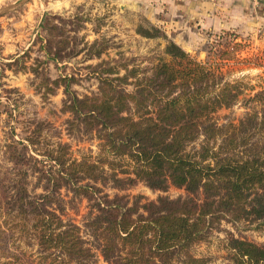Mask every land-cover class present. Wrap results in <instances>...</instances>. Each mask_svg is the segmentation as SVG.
Instances as JSON below:
<instances>
[{"label": "trees", "instance_id": "obj_1", "mask_svg": "<svg viewBox=\"0 0 264 264\" xmlns=\"http://www.w3.org/2000/svg\"><path fill=\"white\" fill-rule=\"evenodd\" d=\"M160 32L136 30L144 38ZM210 51L201 62L169 40L165 57L148 70L109 66L99 76L97 96L72 97L64 86V111L79 121L70 130L94 138L96 157L74 158L68 144L56 142L42 154L46 171L25 172V182L2 196L13 225L4 218L5 229L33 242L40 264H93L96 251L107 264H205L189 249L214 225H264V142L252 140L254 131L264 137V110L259 117L252 110L238 123L217 122L215 115L236 104L242 88L224 80V56L231 52ZM249 101L264 108V89ZM6 148L8 160L27 165L24 154ZM27 177L40 193L28 194ZM138 183L161 192L172 186L185 195L146 200L119 194ZM105 186L116 192L108 194ZM83 200L87 213L79 226L65 216ZM226 247L232 264H264V245L228 236ZM0 264L24 262L12 254Z\"/></svg>", "mask_w": 264, "mask_h": 264}, {"label": "rangeland", "instance_id": "obj_2", "mask_svg": "<svg viewBox=\"0 0 264 264\" xmlns=\"http://www.w3.org/2000/svg\"><path fill=\"white\" fill-rule=\"evenodd\" d=\"M249 1L264 3V0ZM256 6L247 12L253 19L248 17V21L235 23L232 1L224 10L219 9L222 14L219 18L230 22L228 29L200 30L194 22L189 26L191 31L181 38L173 31L169 17L151 23L138 12L126 9L119 0H0V258L16 254L24 264H40L35 244L13 229H5L4 218L9 228L13 225L5 211L10 205L2 199L4 191L25 182V172H38L41 168L46 171V157L42 154L56 142L68 144L74 158L96 157L94 138L70 130V123L77 127L79 121L64 111L65 85L72 97L97 96L99 76H106L104 70L109 66L128 63L130 67L148 70L165 57L163 50L169 40L201 62L211 58L210 50L219 48L231 52L229 55L235 59L224 56V80L239 82L242 92L236 104L215 115L217 122L238 123L252 110L259 117L264 110L261 101H249L264 89V23L254 18L255 12L260 11L259 5ZM151 26L165 38L162 35L144 38L136 33L138 27ZM119 74H123L122 69ZM56 80L64 82L55 86ZM252 140L261 145L264 137L260 131H254ZM10 145L15 152L24 154L27 165L7 159L6 147ZM26 180L28 194L41 192L35 180L30 177ZM104 190L110 195L116 192L108 186ZM119 194L141 195L146 200L185 195L182 189L172 186L161 192L142 183ZM86 213V201H77L76 208L67 209L65 217L81 226ZM228 236L264 245V225L222 220L213 226L205 240L190 247V254L205 260V264H232L226 247ZM96 254L93 264H107L97 251Z\"/></svg>", "mask_w": 264, "mask_h": 264}, {"label": "crops", "instance_id": "obj_3", "mask_svg": "<svg viewBox=\"0 0 264 264\" xmlns=\"http://www.w3.org/2000/svg\"><path fill=\"white\" fill-rule=\"evenodd\" d=\"M126 9L138 12L141 16H144L151 23H160V18L169 17L171 19V25L173 31L177 36H181L184 33L191 31L190 24L197 22V26L200 30L206 29H228L227 24L229 21H222L219 18L221 12L219 9L226 8L228 3L234 1L235 11L234 17H236L235 23H242L245 20L248 21V17L252 18L251 14L247 12L249 9H255L259 5L260 11L255 12L254 18L260 20L263 24L264 20V3L254 4L249 0H217L212 2L211 0H119ZM215 11V12H214ZM224 16V15H223ZM162 23V22H161ZM248 23V22H246ZM226 27H223V25ZM260 24V23H259ZM178 38V37H177ZM174 40H178V39ZM179 42H183L180 40Z\"/></svg>", "mask_w": 264, "mask_h": 264}]
</instances>
